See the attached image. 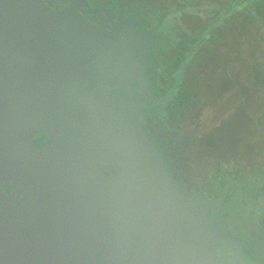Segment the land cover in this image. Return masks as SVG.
<instances>
[{"label":"water","instance_id":"95a60500","mask_svg":"<svg viewBox=\"0 0 264 264\" xmlns=\"http://www.w3.org/2000/svg\"><path fill=\"white\" fill-rule=\"evenodd\" d=\"M157 47L43 0H0V264H261L146 127Z\"/></svg>","mask_w":264,"mask_h":264},{"label":"flooded vegetation","instance_id":"af4514ba","mask_svg":"<svg viewBox=\"0 0 264 264\" xmlns=\"http://www.w3.org/2000/svg\"><path fill=\"white\" fill-rule=\"evenodd\" d=\"M196 1L43 0L53 10L72 8L99 28L111 30L122 21L130 20L135 28L148 35L157 47L154 64L149 68L153 89L151 96L157 101L152 103L154 112L146 120V127L158 142L179 182L196 193L215 199L225 185L221 184L222 179L227 180L230 177L224 175L219 176L217 180L213 177L203 179L186 172L187 163L192 161V135L181 127L182 118L174 116V111L177 109V97L192 54L205 40H213L214 27H220L227 16L234 14V10L224 12L218 2ZM245 4L246 2L240 7ZM236 9H239V6ZM210 14L219 15V20L212 24L214 27L205 26L211 18H208ZM183 47L189 49L178 67L173 69V64L177 61L176 55ZM192 167L195 172V166ZM246 178L256 181L255 174L249 173ZM257 190L231 188L223 205L213 214L257 260L261 261V264H264V222L260 220L264 208H261L258 201L259 192H251Z\"/></svg>","mask_w":264,"mask_h":264},{"label":"rangeland","instance_id":"374dc122","mask_svg":"<svg viewBox=\"0 0 264 264\" xmlns=\"http://www.w3.org/2000/svg\"><path fill=\"white\" fill-rule=\"evenodd\" d=\"M253 12L256 21L243 13L213 30L215 38L192 55L185 72L184 84L194 93L187 115H180L192 135L191 176L210 179L233 165L246 173L264 166V2ZM258 201L264 208V192Z\"/></svg>","mask_w":264,"mask_h":264},{"label":"trees","instance_id":"16d2710c","mask_svg":"<svg viewBox=\"0 0 264 264\" xmlns=\"http://www.w3.org/2000/svg\"><path fill=\"white\" fill-rule=\"evenodd\" d=\"M244 2H246V4L243 5L242 7H240ZM262 2H264V0H260V1L259 0H229L223 4H221L220 2H218V3L222 5L224 12H230V11L234 10V12H233L234 14L247 13L252 20L256 21V20H258V16L254 14L253 10L255 8V4L262 3ZM237 6H239V9H236ZM226 18L224 19V21H226ZM208 20H209V22L207 25L210 26L219 20V15L218 14L214 15L213 17H211ZM214 30L216 31L217 28L214 27ZM213 36L215 38L216 33ZM214 38H212V39H214ZM207 41H210V40H205L204 42H207ZM188 49L189 48H187V47H183L181 49V52L176 55L177 56L176 60L179 62L176 61V63L173 64V67H172L173 69L178 67L180 62L184 59L185 53ZM199 50H202V48L199 47L197 50L194 51V53H197ZM194 53L192 55H195ZM261 69H262V72L264 74V62H263V65H261ZM193 99H194V93L187 86H185L184 81H183V86L181 88V91L179 92V97H177V101H176L177 102V109L174 111V116H180L181 115L184 118L187 115V112L189 111V109L191 108V104L193 103ZM229 169L230 170H227V171L225 169H222V172L218 175H215L213 178L217 180L219 176L222 177L224 175H228L230 177V179H227V180L222 179V181H221L222 185L226 184L227 182H229L233 179L248 180L246 177H248L249 173L248 172L246 173L242 169V167H240L239 165H233V167L232 168L230 167ZM255 169H256L255 171H253V170L250 171L251 174L256 175L255 180L257 181L261 178H264V166L256 167ZM248 181H251V180H248ZM251 192L254 194H255V192H259V193L264 192V187H262L261 189H258L257 191H251ZM262 215H264V211H262Z\"/></svg>","mask_w":264,"mask_h":264},{"label":"crops","instance_id":"0c3cea01","mask_svg":"<svg viewBox=\"0 0 264 264\" xmlns=\"http://www.w3.org/2000/svg\"><path fill=\"white\" fill-rule=\"evenodd\" d=\"M229 1V0H228ZM255 9V8H254ZM241 14L243 13H237V14H231L230 16H227L226 20H229V19H235V18H238ZM249 16V15H248ZM239 20V19H238Z\"/></svg>","mask_w":264,"mask_h":264}]
</instances>
